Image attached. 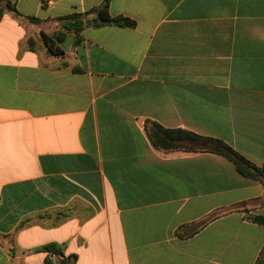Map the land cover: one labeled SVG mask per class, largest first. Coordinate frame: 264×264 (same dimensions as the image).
Segmentation results:
<instances>
[{"label":"crops","instance_id":"0c3cea01","mask_svg":"<svg viewBox=\"0 0 264 264\" xmlns=\"http://www.w3.org/2000/svg\"><path fill=\"white\" fill-rule=\"evenodd\" d=\"M8 1L38 22L0 19V264H258L262 184L145 122L264 164V0H109L136 26L78 44L58 19L105 0Z\"/></svg>","mask_w":264,"mask_h":264},{"label":"trees","instance_id":"16d2710c","mask_svg":"<svg viewBox=\"0 0 264 264\" xmlns=\"http://www.w3.org/2000/svg\"><path fill=\"white\" fill-rule=\"evenodd\" d=\"M10 12L17 19H27L38 22L34 18L23 17L8 0H0V19L4 13ZM63 29L74 35L75 43L80 41V34L87 28H101L104 26H117L120 28H134L136 22L125 16H112L109 12V0L97 7H94L84 13H73L58 19ZM44 46L50 54L57 55L54 49L53 41L42 35ZM145 132L152 146L162 152H185V153H211L220 155L232 162L236 171L243 177L255 180L264 187V164L258 166L234 150L225 141L195 134L181 129H166L156 122L146 121ZM233 210H239L238 207H232L226 210H220L212 214L208 219L202 222L207 224L218 217L225 215ZM240 211V210H239ZM247 219L258 225L264 226V217L260 215H250L247 210ZM49 249H53L50 247ZM58 254V251H51ZM47 264H51L47 262ZM258 264H264V248L258 259Z\"/></svg>","mask_w":264,"mask_h":264}]
</instances>
